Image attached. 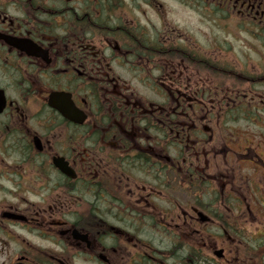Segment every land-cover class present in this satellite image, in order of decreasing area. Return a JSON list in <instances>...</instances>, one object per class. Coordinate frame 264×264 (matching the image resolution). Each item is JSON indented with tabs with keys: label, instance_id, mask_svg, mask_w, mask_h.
Segmentation results:
<instances>
[{
	"label": "flooded vegetation",
	"instance_id": "flooded-vegetation-1",
	"mask_svg": "<svg viewBox=\"0 0 264 264\" xmlns=\"http://www.w3.org/2000/svg\"><path fill=\"white\" fill-rule=\"evenodd\" d=\"M0 264H264V0H0Z\"/></svg>",
	"mask_w": 264,
	"mask_h": 264
}]
</instances>
